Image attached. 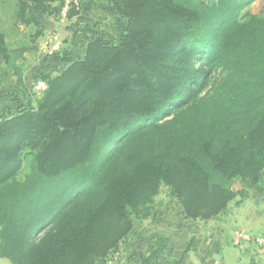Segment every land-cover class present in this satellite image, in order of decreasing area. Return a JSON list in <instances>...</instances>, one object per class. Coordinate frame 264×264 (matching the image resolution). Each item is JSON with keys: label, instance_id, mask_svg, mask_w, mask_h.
<instances>
[{"label": "trees", "instance_id": "1", "mask_svg": "<svg viewBox=\"0 0 264 264\" xmlns=\"http://www.w3.org/2000/svg\"><path fill=\"white\" fill-rule=\"evenodd\" d=\"M67 1L70 21L74 0L0 1V62L22 92L0 117V259L108 264L135 221L157 219L162 187L184 220L222 221L264 176L255 0H106L117 34L46 54L60 69L37 72V95L21 64ZM153 240L139 264H160L167 240Z\"/></svg>", "mask_w": 264, "mask_h": 264}, {"label": "rangeland", "instance_id": "2", "mask_svg": "<svg viewBox=\"0 0 264 264\" xmlns=\"http://www.w3.org/2000/svg\"><path fill=\"white\" fill-rule=\"evenodd\" d=\"M76 2L77 5H80V14L70 21L51 19L48 23H43L44 35L36 42V50L27 54L26 60L21 64L24 76L27 79V86L35 93V86L40 82L34 83L33 81L34 78L36 79L37 72L54 76L60 69L56 64H52L53 62L48 64L43 61L46 54L62 53V51L67 50L77 57L83 52L85 33L90 35L92 31L95 36L111 37L118 32V24L109 15V4L106 0H76ZM246 11L253 15H264V0H255ZM3 15L4 10L0 8V21L4 19ZM87 28L89 30H86ZM0 91V117L9 113L13 114L15 111L13 97H22V92L16 89L15 79L5 74L0 81ZM26 166V164L23 165L18 178H21L23 174H27ZM153 206L158 215L155 223L154 221H135L132 234L122 242L118 251L108 259V264H139V256L145 250L143 244L145 242L149 244L150 238L159 234V220L167 216L166 220L172 221L171 223L174 224L173 221L176 218L175 215L178 213V209L175 202L169 197L165 187H162L154 198ZM161 223L164 224V221ZM214 224V221H210L207 225H204L203 230L206 229L204 233L215 228ZM136 245H138L137 248ZM137 251L140 252L135 253ZM0 264L10 263L5 259H0Z\"/></svg>", "mask_w": 264, "mask_h": 264}, {"label": "crops", "instance_id": "3", "mask_svg": "<svg viewBox=\"0 0 264 264\" xmlns=\"http://www.w3.org/2000/svg\"><path fill=\"white\" fill-rule=\"evenodd\" d=\"M51 19L46 18L43 23ZM82 55L83 52L79 57ZM0 71V81L5 74L15 79L11 70L1 62ZM175 216L174 224L166 220L167 216L158 222V235L167 240L166 248L159 257L160 264H264V249L251 244L235 247L231 240L234 231L250 235L264 234V176L248 198L236 199L229 205L228 214L222 221L215 220V228L211 231L209 229L204 233L206 229L203 230V226L208 222L184 220L179 211ZM163 221L164 224L161 223ZM155 236L150 238L149 244H143L145 250L142 249V255L151 250Z\"/></svg>", "mask_w": 264, "mask_h": 264}, {"label": "built area", "instance_id": "4", "mask_svg": "<svg viewBox=\"0 0 264 264\" xmlns=\"http://www.w3.org/2000/svg\"><path fill=\"white\" fill-rule=\"evenodd\" d=\"M73 3L77 6L76 0H74ZM68 10H69V1H67L64 4L58 20L66 21ZM45 88H46L45 84L43 82H39L35 86V91L37 94H40ZM231 240H232V244L235 247H239L242 244H251V245H255L258 248L264 249V234L250 235L242 231H234L231 235Z\"/></svg>", "mask_w": 264, "mask_h": 264}]
</instances>
